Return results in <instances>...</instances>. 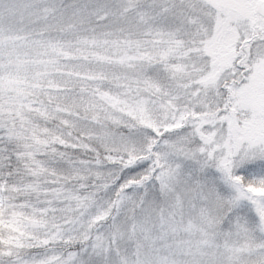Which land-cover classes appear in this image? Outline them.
Here are the masks:
<instances>
[{
    "label": "snow or ice",
    "instance_id": "6c2138e0",
    "mask_svg": "<svg viewBox=\"0 0 264 264\" xmlns=\"http://www.w3.org/2000/svg\"><path fill=\"white\" fill-rule=\"evenodd\" d=\"M0 264H264V0H0Z\"/></svg>",
    "mask_w": 264,
    "mask_h": 264
}]
</instances>
